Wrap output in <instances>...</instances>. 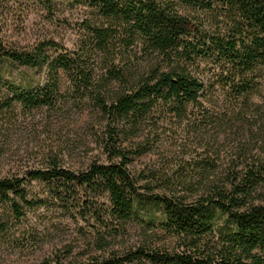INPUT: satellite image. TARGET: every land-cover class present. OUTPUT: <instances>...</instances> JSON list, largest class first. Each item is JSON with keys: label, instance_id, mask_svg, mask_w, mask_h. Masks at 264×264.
Here are the masks:
<instances>
[{"label": "trees", "instance_id": "trees-1", "mask_svg": "<svg viewBox=\"0 0 264 264\" xmlns=\"http://www.w3.org/2000/svg\"><path fill=\"white\" fill-rule=\"evenodd\" d=\"M88 4L101 19L89 26V43L105 70L103 82L89 68L91 55L17 53L0 43V62L49 71L43 85H8L0 96V135L17 106L28 113L54 107L62 73L76 97H89L104 119L101 147L107 160L76 172L50 157L40 168L0 174V233L9 215L19 218L24 205H31L27 184L40 180L67 193L85 187L106 194V214L121 226L139 212L151 220L150 210L157 207L161 230L179 242L178 250L139 245L73 264H264V159L243 149L217 170L206 148L189 172L185 166L172 173L154 166L131 169L134 158L155 152L164 139L176 141L180 134L203 147L232 122L208 108V90L218 84L237 102L248 101L256 90L264 69V0ZM200 62L217 71L213 84L201 77Z\"/></svg>", "mask_w": 264, "mask_h": 264}, {"label": "rangeland", "instance_id": "rangeland-1", "mask_svg": "<svg viewBox=\"0 0 264 264\" xmlns=\"http://www.w3.org/2000/svg\"><path fill=\"white\" fill-rule=\"evenodd\" d=\"M99 20L88 0H0V43L17 53L40 50L54 57L63 50L89 58V26L97 25ZM90 57L89 68L95 80L102 83L104 78L100 76L105 70L100 69L99 56ZM206 66L200 62L201 77L213 84L217 71ZM258 74L256 90L248 101H234L218 84L208 90V108L215 115L232 119L218 136L212 130L217 136L214 141L212 138L206 143L207 138L202 147L175 135L176 141L164 139L155 152L134 158L131 169L154 166L172 173L185 166L189 172L206 148L217 170L224 169L230 158L243 149L263 160L264 69ZM48 78L46 66L31 68L3 60L0 96L8 93L11 83L35 87L45 84ZM59 79L60 96L54 107H39L28 113L17 106L6 122V126L10 123L9 129L0 135V174L40 168L50 157L76 172L93 162H106L101 147L104 119L89 97H76L64 74ZM26 189L32 203L24 205L21 217L9 215L8 227L0 233V264H37L45 259L73 264L139 245L178 250L179 242L160 228L161 211L157 207L150 210L151 220L139 212L138 219L121 226L106 214V194L85 187L67 193L40 180L29 182ZM260 193L264 195V185Z\"/></svg>", "mask_w": 264, "mask_h": 264}]
</instances>
